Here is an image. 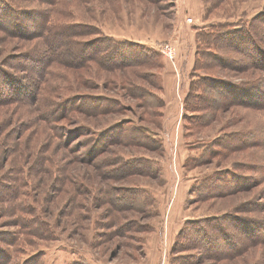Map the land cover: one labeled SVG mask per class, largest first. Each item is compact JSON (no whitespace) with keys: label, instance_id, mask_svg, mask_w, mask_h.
Listing matches in <instances>:
<instances>
[{"label":"rangeland","instance_id":"obj_1","mask_svg":"<svg viewBox=\"0 0 264 264\" xmlns=\"http://www.w3.org/2000/svg\"><path fill=\"white\" fill-rule=\"evenodd\" d=\"M37 10L53 15L56 23L90 26L94 32L80 41L97 37L99 55L112 45L114 58H102L101 65L67 66L80 59L68 42L55 45L58 60L50 66L44 65L46 58L28 62L27 53L40 55L48 47L44 39L31 38L36 24L28 15ZM263 13L264 0H0V248L9 251L5 264H174L183 254L191 256L185 260L191 264H264V231L248 236L238 226L226 227L239 245L235 254L237 247L223 258L197 248L172 252L177 234L190 226L184 227L187 221L232 212L264 222V69L194 67L197 50L204 49L197 40L201 29L227 22L242 27ZM22 26L28 36L21 35ZM121 59L138 63L108 69ZM3 72L17 80L10 89ZM206 74L232 83L261 81L263 88L247 97L256 105L224 106L209 124L198 125L194 119L200 112L186 110L185 98L190 82L200 91ZM130 83L156 92L162 105L144 106L128 94ZM75 95L88 106L95 105L94 96L104 99L95 115L75 111L57 119L63 112L58 104ZM105 99L117 104L108 101L106 108ZM113 125L116 132L101 138L111 139L90 156L95 138ZM232 137L242 139L240 148L228 150ZM153 141L159 145L145 144ZM199 155L204 160L194 164ZM128 167L152 168L157 175L123 174ZM232 167L246 177L244 190L197 198L204 175ZM135 189L150 193L151 209H140L146 207L142 195L137 196L140 208L130 205Z\"/></svg>","mask_w":264,"mask_h":264},{"label":"trees","instance_id":"obj_2","mask_svg":"<svg viewBox=\"0 0 264 264\" xmlns=\"http://www.w3.org/2000/svg\"><path fill=\"white\" fill-rule=\"evenodd\" d=\"M39 1H44L46 4H54L58 2V0ZM57 15L60 16L59 13H57ZM53 18L55 17L50 13L46 14V16H43L39 10L31 12V15H28V19L33 22L34 25L36 24V30H33L32 33L30 32L32 36L31 38L40 37L44 39L46 45H48L46 49L41 50L40 55L27 53L26 58L28 59V62L41 63L43 59L46 58L49 64L45 63L44 65L50 66V64L58 60H56L55 57L58 53V48L55 45L58 44L60 47L61 45L68 44V42L71 44L70 50L72 54H75V56L78 58L80 56V59H78L79 63H69L66 64L67 66H75L76 68L78 66L83 67V62H91L101 65L103 64V61L101 60L102 58H114L116 50L112 45L106 47L107 53H104L102 56L99 55L102 52V49H98L96 46L97 44L95 45V42L98 41L97 37L92 40L83 42L80 41L82 40L80 37L94 32L90 26L81 23H66L69 25L60 24L56 23V21H51ZM20 29L24 31V33L21 35L28 36L25 33L28 31L25 26L20 27ZM197 40L198 42H203L202 44L204 49H201L200 51L199 49L197 50L198 56L199 53L201 56H196V63L194 67H227L240 71L250 70L256 67L264 69V13L252 17L246 21L242 27H235L228 22L210 25L209 29H201L198 32ZM52 42L54 45L51 46ZM137 63V60L124 61L121 59L110 64L111 67L108 69L111 70V68H114V70H121L122 68H125L124 66L126 65L133 66L137 65ZM1 77L6 82L9 89L11 88V85L17 83L16 79L7 78L4 72L1 73ZM88 82L90 81L88 80ZM201 82V89L197 92L193 89V87L197 85H195V83L193 84V81L190 82V90L185 98L186 110L190 109L192 111L197 110L200 112L198 115H195L194 119L195 122L197 121L198 125L209 124L213 120L215 112L222 109L224 106L234 103H242L244 105L253 106L256 105L254 99H247V97L251 96L255 91L257 92V90H261L263 88L260 86L261 81L259 82L245 79L241 82L232 83L225 80H220V78H215L209 74L208 76L206 74ZM132 84L133 83L128 84L130 89V93L128 94L131 97L140 99L144 106L148 108H156L162 105L163 101L160 97H158L156 92L147 89L142 84ZM23 87L26 88L27 86ZM29 89L31 91V88ZM13 90L14 88L12 91ZM14 94H17V96H22L21 92L18 91H14ZM77 96L78 95L70 96L68 98L65 96L61 98L62 100L65 98L67 99L58 104V108L63 110V112L59 115H56L58 116L57 119L61 117L66 118L67 116L72 115L75 111L95 115L98 112L97 108L100 106L99 103L104 99L102 97L100 98L94 96L93 100H95V105L88 106L83 98ZM108 101L113 105L114 103L117 104V101L115 100L106 101L105 99L104 103L107 106L106 108H109ZM67 105L68 109L66 107ZM118 127L120 130L121 126ZM113 130H115L114 125L111 127V129L102 132L97 138H95L92 148L89 149L90 156H92L94 152L101 150L104 146V143L111 139L110 137H107L106 140H101L102 137L106 136V132L111 133ZM114 132H116V130ZM122 138L125 139L128 137L124 135ZM241 142L242 139H240V137H232L227 143L228 150L240 148V146H242ZM147 143H150L152 146L159 145V142L156 141L145 142V144ZM202 160H204V157L201 155L193 158L194 164H201ZM129 168L130 167H128V171L124 172L123 174H129V172H133L143 173L146 175H157L156 171H153L152 168L150 170L147 168L145 170ZM235 168L236 167L229 168L228 170L218 174L214 173L210 175H204L201 178V183L199 184V187L196 191L197 198L199 200H205L217 196H225L227 194L237 193L244 190L249 185V183H247L246 177L238 173ZM130 194L133 196L131 202L134 203L130 205L137 207L136 205L139 202L137 196L142 195L144 196L143 201H145L146 207L137 208L145 210V208L149 206L152 207L153 199L149 192L145 190L138 191L135 189L134 195L132 192ZM187 223L190 224L188 230L183 234L181 229L177 234L172 246V252L174 253L186 248H197L202 249L203 253L208 256L211 255L213 258H223L224 256H229V254H231L229 252L230 249H234L237 246L239 247V245L233 239V231L229 232L226 229L227 226L230 228H236L238 226V230L244 232L248 236H251L252 234L257 235L264 231L262 226L264 222H261V220L255 217L252 219L246 217V215L239 216L238 214H233L232 212L226 214L223 218L222 216H216L215 219L201 218L195 221H187L184 227L187 225ZM250 231L252 232L249 233ZM250 239L255 240L256 237L254 236ZM238 247L236 248L237 251H234V254L239 251L240 248ZM211 251L215 252V254H213ZM0 253V259L3 258L2 260H4L3 263L0 264H5V258L9 257V251L7 249L0 248ZM189 256L190 255L184 254L178 255V259L174 264H191L190 262L187 263L185 261L186 258L191 257Z\"/></svg>","mask_w":264,"mask_h":264}]
</instances>
